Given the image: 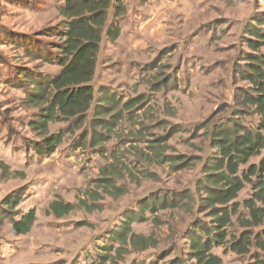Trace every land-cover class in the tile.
I'll use <instances>...</instances> for the list:
<instances>
[{"label":"rangeland","instance_id":"obj_1","mask_svg":"<svg viewBox=\"0 0 264 264\" xmlns=\"http://www.w3.org/2000/svg\"><path fill=\"white\" fill-rule=\"evenodd\" d=\"M122 1L121 37H104L97 58L95 101L79 119L50 123L49 134L62 141L38 155L44 133L30 122L39 108L27 103L31 87L20 88L17 77L20 70L26 80L61 71L49 56L60 39L49 29L64 20V0H0V160L8 167L0 169V210L8 195L22 196L0 220V264H197L191 237L213 224L197 189L216 153L212 129L232 121L253 128L260 119L234 95L249 86L236 70L250 51L246 26L264 11L263 0ZM101 89L138 100L107 140L90 123ZM263 159L264 151L248 165ZM252 192L247 184L235 200L241 207L227 241L244 230L237 218L248 217L243 204ZM55 202L71 205V213L57 217ZM31 209L37 221L18 235L11 219ZM131 215L124 241L116 231ZM212 253L222 264H250L258 252L238 255L225 244Z\"/></svg>","mask_w":264,"mask_h":264},{"label":"trees","instance_id":"obj_2","mask_svg":"<svg viewBox=\"0 0 264 264\" xmlns=\"http://www.w3.org/2000/svg\"><path fill=\"white\" fill-rule=\"evenodd\" d=\"M264 8V0L258 9ZM112 12V14H111ZM64 20L59 28L49 32L59 37L54 43L56 61L61 68L52 78H31L25 70H20L17 80L20 88L25 84L31 89L26 94L29 105L39 108L35 120L30 122L32 129L44 133L42 141L35 146L38 155H50L62 141V135L49 134V125L59 120L79 119L87 114L96 99L91 82L97 69V58L104 37L114 43L122 33L121 20L127 10L122 0H64L59 8ZM246 38L249 52L244 64L236 70L240 80L247 82V88H238L234 95L238 107L253 110L260 117L256 127H245L237 121L214 126L210 134L212 148L216 150L212 161L203 167L204 176L197 183V189L204 194L201 208L209 211L213 224L211 228H201L202 235L191 237V249L197 264H222V259L212 253L217 246L227 244L238 255H248L251 248L258 253L252 256L250 264H264V159L259 164L248 165L252 158L264 151V11L253 16L247 24ZM45 51V50H44ZM47 52V51H45ZM101 98L91 119L92 128L106 131L104 140L123 119V111L130 110L138 100L123 102L116 94L101 89ZM119 112H116V109ZM116 113V114H114ZM110 116L108 121L104 117ZM103 141V140H102ZM0 169L8 167L0 160ZM252 186V196L244 202L248 217L239 216L238 222L244 230L239 237L231 236L226 228L239 213L241 205L235 202L245 186ZM20 193L15 192L2 201L0 220L14 213ZM51 209L57 217L71 213L72 206L55 202ZM134 216H127L116 231L126 241L128 227L134 222ZM37 221L34 209L22 214L19 219H11L13 230L18 235H27ZM253 229H257L254 232Z\"/></svg>","mask_w":264,"mask_h":264}]
</instances>
